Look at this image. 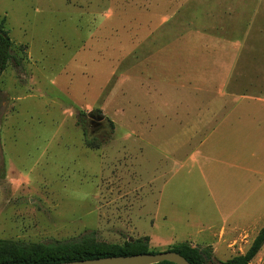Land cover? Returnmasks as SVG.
Here are the masks:
<instances>
[{"label": "rangeland", "instance_id": "1", "mask_svg": "<svg viewBox=\"0 0 264 264\" xmlns=\"http://www.w3.org/2000/svg\"><path fill=\"white\" fill-rule=\"evenodd\" d=\"M2 21L22 61L0 76V238L95 234L122 244L151 235V247L165 251L196 237L186 219L207 217L208 192L191 163L163 184L182 127L170 122L188 120L165 106H247L225 138L170 155L183 161L198 149L264 179V0H0ZM224 66L237 95L220 89ZM91 112L110 128L91 136ZM146 116L158 125L152 137ZM166 120L173 130L164 135ZM256 196L252 229L216 258L246 251L264 225V187ZM250 264H264V246Z\"/></svg>", "mask_w": 264, "mask_h": 264}, {"label": "crops", "instance_id": "2", "mask_svg": "<svg viewBox=\"0 0 264 264\" xmlns=\"http://www.w3.org/2000/svg\"><path fill=\"white\" fill-rule=\"evenodd\" d=\"M221 73L224 82L220 83V89L223 95H237L235 91L231 90L229 86L230 81L228 84L226 82L232 76L230 68L224 66ZM215 78L217 77H213V79ZM226 89L232 92L225 91ZM226 101L223 99L224 106H165L168 108L176 107L174 109L176 118L179 117V111L184 110L188 119L186 122L181 119L171 120V125H182V127L179 129L180 132L176 130L174 137L170 139L176 143V146L172 149L173 152L169 151V153L177 154L183 147V144L188 145L199 142L201 145L209 144L212 139L218 136L224 138L228 136L231 128L241 126L245 119V114L242 113L244 109L240 110V108L248 107L236 106L237 104L229 106L225 104ZM162 111L165 112L164 108ZM202 111L205 112V116L198 113ZM168 113L165 112L164 116L171 118V115ZM148 116H146V134L152 137L155 126L158 125ZM263 122L264 118L261 124ZM170 123L167 120L159 122L161 134H171L173 129H170ZM199 137H202V139L200 140ZM195 152L188 153L187 151L181 157L184 158L183 161H179V159L172 157L170 154H166L165 159L168 161L172 160L173 168L171 171L164 173L163 176L161 175L163 184L166 186L186 165L191 163L190 165L197 167L204 177L208 192L207 217H203L200 220L195 217H188L186 219L187 225L195 226L197 235L195 237L192 234H187L186 239L183 241L190 242L193 246H210L215 256L220 251L231 253L236 249L237 244L243 241L248 230L252 229L250 222L253 221L252 219H256L258 208L262 205L261 200H255L254 197H257L256 195L264 187L263 173L252 166L240 164L237 170H231L230 162L223 164V162L211 156L201 154V157H199L197 155L198 149ZM219 163L224 165V167L221 168L222 165L220 166ZM206 168L207 172L205 171ZM155 182L156 179H151L149 187L154 185ZM162 190H164L163 186ZM160 204L159 202V207ZM162 218L169 221L167 213H163ZM171 227L172 231L177 230L174 225H171ZM150 238L152 241L153 237L151 235ZM183 241H176L173 244Z\"/></svg>", "mask_w": 264, "mask_h": 264}, {"label": "trees", "instance_id": "3", "mask_svg": "<svg viewBox=\"0 0 264 264\" xmlns=\"http://www.w3.org/2000/svg\"><path fill=\"white\" fill-rule=\"evenodd\" d=\"M13 42L5 22L0 23V76L11 62L20 64L22 59L13 52ZM264 246V225L244 253L223 261L213 253L210 246H193L183 241L166 250L176 251L192 264H250ZM165 250V251H166ZM151 247L149 235L129 239L124 243L100 241L95 234L64 241L23 242L0 238V264H32L46 262L82 261L107 256H124L139 253H159ZM156 264H176L163 261Z\"/></svg>", "mask_w": 264, "mask_h": 264}, {"label": "water", "instance_id": "4", "mask_svg": "<svg viewBox=\"0 0 264 264\" xmlns=\"http://www.w3.org/2000/svg\"><path fill=\"white\" fill-rule=\"evenodd\" d=\"M111 125V123L109 124ZM170 261L176 264H192L186 257L176 251L166 250L159 253H139L124 256H107L82 261L46 262L32 264H156Z\"/></svg>", "mask_w": 264, "mask_h": 264}, {"label": "flooded vegetation", "instance_id": "5", "mask_svg": "<svg viewBox=\"0 0 264 264\" xmlns=\"http://www.w3.org/2000/svg\"><path fill=\"white\" fill-rule=\"evenodd\" d=\"M90 120L88 124L90 125L91 130L94 132L91 136H97L105 131V127L109 126L111 121L106 119L102 114L100 113H94L91 112L89 114Z\"/></svg>", "mask_w": 264, "mask_h": 264}]
</instances>
